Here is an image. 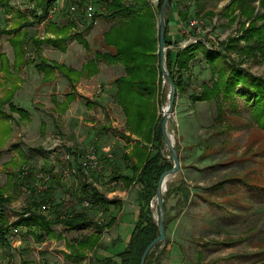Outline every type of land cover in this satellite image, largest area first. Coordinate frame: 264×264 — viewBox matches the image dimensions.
I'll list each match as a JSON object with an SVG mask.
<instances>
[{
    "label": "rangeland",
    "instance_id": "1",
    "mask_svg": "<svg viewBox=\"0 0 264 264\" xmlns=\"http://www.w3.org/2000/svg\"><path fill=\"white\" fill-rule=\"evenodd\" d=\"M230 1L173 0L168 16L176 13L177 25L174 30L178 36L173 39V33L168 32L170 42L166 45V49L181 50L184 48L180 44L181 41L197 38L203 41L207 48L219 49L226 55L228 63H235L264 78V46L261 50H251L252 46L259 45L257 43L260 37L251 35L253 28H250L253 27L252 25L259 28L263 20H257L253 24L241 14L237 5L227 8ZM73 2L74 0H57L51 7L49 20L58 24H65L70 18L76 20L77 25L70 30V33H78L87 41L88 48H84L72 38L62 47L44 43L40 50L48 60L79 69L83 60L93 56L92 51L96 49L107 51L101 42L102 34L120 20L97 18L91 29L83 32L82 29L89 19L85 16L84 10ZM150 2L156 6L158 0H150ZM9 5L20 8L31 7L33 1L10 0ZM248 6L252 10L253 17L264 13V2L260 0L250 1ZM12 19L11 14L0 6V28L11 24ZM155 20L158 38V16ZM25 29L30 36H45L44 23L28 25ZM245 29L247 32L243 33ZM242 34L244 36L241 38ZM7 39L6 34L0 33V52H5L12 58V50ZM226 42L231 47L228 51H225L224 46L220 44ZM27 54L29 57L35 56L31 45L27 47ZM206 60L202 50L194 52L187 68L182 70L185 77L184 88L177 91L173 109V111L176 109L178 115H182V112L193 115L197 127L191 139L194 146L190 149L193 152L199 148L203 155L193 160L187 159L188 152L186 148H181L183 146L178 141V123L174 115L173 124L168 123V131L174 136L182 153L180 156L182 163L193 165L184 170L187 178L185 185L189 194H192L188 203L189 211L186 214L191 228L186 231L185 238L190 241V248L185 259L187 257L186 261L188 260L187 263L190 264H257L264 261V130L252 120L250 115L252 104L246 97L241 96L243 87L240 84L235 87L232 95L219 94L210 101L194 99L193 93L197 95L202 90V85H209L211 80L217 77V73L212 74ZM53 77L50 82L44 83L43 74L37 72L33 65L24 67L17 80L19 89L12 102L26 109L30 119L26 121L19 119L17 114L10 113L7 104L3 105L4 112L0 114V187L13 197L8 205L10 222L21 214L23 207L30 200V193L19 188L17 179V173L23 165H26L28 171L33 174L32 181L24 184L25 188L26 186L30 188L35 185L37 175L40 173H48L52 170L63 175L67 168L65 159L67 147L84 154L94 145L98 148L99 156H101L99 152L101 147H110L112 158L107 164L109 165L111 160L117 161L120 166L122 165L121 169L126 170V164L122 163L121 156L127 148L124 145L127 141H115L116 134L120 135L125 130L124 125L115 124L114 129H103L97 134L96 128L100 129L99 125L108 122L106 117L101 116L104 109L100 110L95 105L91 108L87 107L82 98L89 94L87 91H90V87L94 86L95 82L91 83L83 80V77L80 78L79 81L82 83L78 84V81L76 84L78 89L76 86L73 90L75 101L67 102L64 98L69 86L67 79L58 71ZM161 86L166 95L168 91V85H163L161 80L156 94L158 115L161 114V108L166 101L164 99L162 103L159 102ZM3 91L4 88H0V95ZM114 109L119 111L117 105ZM108 111L112 120L117 121L115 110L109 107ZM89 122L95 123L91 126ZM4 124L9 125L10 130L6 129ZM162 152L168 160H171L165 145ZM204 156H207L206 160H202ZM80 159L81 157L79 161ZM106 166L102 168L101 179L104 178ZM76 174L77 172L72 176L74 183L77 179ZM180 174L182 176L181 170L178 175ZM86 177L91 181L95 180L93 172L86 174ZM225 178L231 180L225 183L223 188L211 187L216 181ZM47 185L54 204L62 202L66 210L72 207L81 209L83 203L67 190L61 179L49 180ZM86 210L94 220L102 217L94 206L86 205ZM53 228L62 236L59 242L48 239L45 242H36L24 229L16 230L15 234H12L13 229H10L8 233L10 243L13 237H17L20 238V244L17 246L10 244L9 248L0 247V264H20L23 257L31 264L92 262V256L78 260L65 256L68 248L63 242V238L69 240L71 237L92 231L91 227L76 228L71 231L65 230L60 225ZM108 233L111 236V232ZM198 247L201 254L199 261L196 262L192 253L195 255Z\"/></svg>",
    "mask_w": 264,
    "mask_h": 264
},
{
    "label": "trees",
    "instance_id": "2",
    "mask_svg": "<svg viewBox=\"0 0 264 264\" xmlns=\"http://www.w3.org/2000/svg\"><path fill=\"white\" fill-rule=\"evenodd\" d=\"M31 7H12L10 0H0V6L4 11L11 14L12 22L0 28V33L6 34L8 43L13 51V60L4 52H0V87L6 81L10 82V87L5 90L0 98V114H3V105L7 104L10 113H15L23 121L29 119V112L16 106L11 102V98L17 90L18 73L27 65H33L35 70L43 74L42 81L50 82L55 72L63 75L70 87L75 90L76 84L81 77L91 79L97 73L98 63L103 61L108 64H121L125 74L117 76L112 80L114 86V100L120 107L125 117V127L128 139L135 137V142L128 152H123L122 163H125L130 169V174H124L120 168H115L110 175L105 174L106 183L111 179H119L126 184L133 183L136 187L138 198V211L136 219L133 222V228L124 246L113 255L102 258L103 264H139L140 257L146 246L157 235L158 230L153 217L154 196L160 175L172 167V161L163 155L164 141L160 130L161 114H157L156 94L159 90V84L162 80L159 71V38L156 33V18L162 0H158L156 6H153L149 0H94L96 7L92 19L83 27V32L91 29L93 22L97 18L110 20L119 19L118 24L112 25L102 34L101 42L107 51L96 49L93 56L89 58L80 69L65 66L54 60H48L41 55L40 46L44 43H50L57 47H62L69 39L74 38L84 48H88L87 41L78 33H70V30L77 25L76 20L70 18L65 24H58L49 20L51 7L57 0H31ZM73 1V0H72ZM87 0H74V4L83 9ZM173 0H169V8L166 11V31L165 46L169 44V25L168 12L171 10ZM253 0H231L228 7L238 6L240 12L253 24L257 20H263L262 25L253 27V33L260 37L258 46H252L251 50L262 49L264 46V13L258 16H252V10L248 6ZM264 2V0H260ZM186 14V13H185ZM184 18V16H183ZM45 24V36H30L25 29L28 25ZM247 32V29L243 33ZM257 33V34H256ZM244 35H241V38ZM250 38V37H249ZM262 39V40H261ZM237 40V39H235ZM233 41V40H230ZM225 51L231 49L226 42L220 43ZM31 45L34 48V57H29L27 47ZM197 50H202L206 56L208 66L211 67L212 74L217 73V77L211 80L209 85H202V90L197 95L192 94L195 100L210 101L219 94L224 96L232 95L235 87L240 84L243 87L241 96L246 97L252 104L250 115L255 124L264 130V78L254 75L235 63H228L226 55L214 47L207 48L200 39L185 46L181 50L166 49L164 52L165 65L176 87V92L183 90L185 77L183 69L187 68L189 60ZM4 79V81H1ZM160 99L162 103L166 100V93L160 88ZM87 107L96 104L95 101L82 97ZM67 102L75 99L74 93L66 95ZM65 102V106H66ZM43 124V123H42ZM172 124V123H171ZM4 127L10 130L8 125ZM107 129V126H102ZM178 150V146L175 142ZM66 153L71 158L66 165L77 167V174L74 183L72 176H61L60 173L48 171L49 180H62L67 190L73 193L81 203V209L72 207L65 209L62 202L54 204L48 193V185L39 191L34 187H24L33 177L32 172L23 165L17 173L19 188L22 191L30 193V200L25 204L21 214L13 221H9L8 205L12 202V196L7 194L3 187H0V247L9 248L10 239L8 233L11 228L24 229L28 232L34 241L43 242L48 238L62 239L60 233H57L54 226L60 225L65 230L71 231L76 228H86L91 226L94 230L89 234L72 237L66 243L69 253L65 256L79 259L84 256L86 250H93L99 244L101 233L116 223L113 213L119 208V200L115 197H107L92 181H89L86 174L79 166V158L82 153L67 147ZM15 175V174H14ZM38 178V177H37ZM240 179V178H237ZM41 179H37V183ZM231 179L218 180L211 185L212 188L221 189L224 184ZM32 181V180H31ZM185 184L183 181L174 187L172 182L167 183V189L163 195V204L171 193L183 191ZM20 190V192H21ZM186 193L188 190L186 189ZM40 196V197H38ZM88 205L96 207L103 216L101 221H96L86 210ZM187 202V199L185 203ZM171 220L165 216V228ZM157 245L148 253L144 264H152ZM165 247L157 253V257L164 251ZM155 257V260L157 259ZM8 262L9 255L6 257ZM20 264H31L24 257ZM257 264H264L259 262Z\"/></svg>",
    "mask_w": 264,
    "mask_h": 264
},
{
    "label": "crops",
    "instance_id": "3",
    "mask_svg": "<svg viewBox=\"0 0 264 264\" xmlns=\"http://www.w3.org/2000/svg\"><path fill=\"white\" fill-rule=\"evenodd\" d=\"M176 17H177L176 13H172V15L169 16V18H168L169 31H171L173 33L172 34L173 39L175 36H178L177 33L175 34V30H174L175 29L174 27L177 25ZM110 20H112V19H110ZM191 23H193V21ZM7 42H8V39H7ZM40 47L42 50V45ZM11 50H12V48H11ZM41 50H40V53H41V55H43ZM6 55H7V53H6ZM89 58H91V57H89ZM9 59H10V61L13 60V51H12V58L9 57ZM88 59L83 60L81 63V66ZM81 66H80V68H81ZM97 67H98V72L91 79H85V78L81 77L83 80H87L91 83L95 82L94 86H91L94 89H92L90 87V91H87L89 94L87 96H83V97H87V98L95 101L96 102L95 106L97 108H99L100 110L104 109L103 110L104 112H102L101 116L106 117V120L108 121L107 124L104 123L103 125H99L100 129L96 128V133L98 134L99 132H101V130L103 131V129L101 128L102 126H107V129H111V128L114 129L115 124H119V126L124 125L125 130L122 133H120V135L116 134L115 141L116 140H118L119 142L127 141L126 143H124V145L127 146V148L124 149V152H128L130 150L131 146L135 142V137H132L131 139H128L127 137H125L128 135V131L126 130V127H125V117L122 114L120 107L117 105V103L113 99L115 89H114V86L111 84L112 83L111 81L115 77L125 74L124 68L121 65H117V64L108 65V64H105L103 62H99ZM22 70L20 72H22ZM20 72L18 73V76H20ZM0 76H2L1 72H0ZM104 78H107V79H104ZM104 80H106V81H104ZM1 81H4V79H1ZM66 82H67V80H66ZM80 83H82V81L78 82V84H80ZM16 84L18 85L17 86L18 87L17 90H18L19 89L18 81ZM10 85H11L10 82L6 81L5 84L2 87H0V88H4L3 93L5 92V90L7 88L10 87ZM67 85H68V83H67ZM67 87H68V91H66L64 93V98H66V95H69L72 93L75 94V91L70 90L69 86H67ZM76 88L78 89V86ZM16 91H15V93H16ZM15 93H14V95H15ZM14 95L11 98V102L14 98ZM2 96H3V94L0 95V98H2ZM196 103H200V102H196ZM115 104L118 106L119 111L114 109V106H116ZM104 105H105V107H104ZM109 107H111L113 110H115V114L117 116V121L112 120L111 113L108 111ZM174 108H175V106H174ZM173 115H174V117L178 123V128H177V130H178V141L180 142L181 146H183V147H181L182 149L186 148V151L188 152L187 153L188 154L187 159L193 160V159H196L197 157L203 155L202 151L199 148H196L195 151H193V152H191V149H190L192 146H194V142H192L191 139L194 136L195 129H196L195 127H197L195 124L196 121H195L193 115H191L190 113H187V112H182V115L181 114L178 115L176 109L173 111ZM29 119H30V116H29ZM95 122H89V125L93 126V124ZM96 139H97V137H96ZM102 148H107L108 151L107 152L103 151ZM99 152H101V156L104 159V165H107L106 166L107 168L105 170V174L110 175L111 171H113L115 168H118V167L120 168L122 173L130 174V169L128 168L127 165L125 166L126 170L123 171L121 169L122 165L120 166L119 165L120 163L118 164L117 161L114 162L111 160V163L109 165L107 164V162L108 161L110 162V159L112 158L111 153H110V147L103 146V147H101ZM181 154H182L181 151H179V149H178L179 164H180L182 176H181V174L179 176L178 175L179 173H178L172 179L171 182H172L174 187H177V185H179V183L181 181H183L184 184H186L185 181L187 180V178L185 176L184 170L187 168L193 167V165L190 163H185V162L182 163L181 158H180ZM204 159L206 160L207 156H204V158L202 160H204ZM95 180L98 181L97 183H98L99 189L102 190L107 197H109V198L115 197L116 199L119 200V208H117L115 210V212L113 213V216H115V218H116V223L112 227L105 229L101 233L99 244L97 245V247H95L93 250H90V251L86 250L84 256L80 257L79 259L86 258L87 256H92L93 258H92V262L90 264H103L102 258L105 256L113 255L114 253L121 250V248L124 246V242L128 239L129 234L133 228V222L136 219V215H137V211H138V198H137V191L135 192V190H137V189L135 188L136 186L133 183L126 184L125 182L118 179V185L116 187H110L108 185V183L105 182L106 181L105 178L101 179L100 177L98 178V176L95 175ZM186 189L188 190V187L185 185L183 191H179V192L175 191L174 193H171L169 195V197L166 199V202L164 205L165 216H169L171 218V220L168 222V224L166 226V230H165L166 237H167V243H166L164 251L158 257L156 256L157 259L155 260L154 264H190V262L187 263L188 260L186 261L187 257L185 259V255H187V250H188V248H190L189 247L190 241L187 240L185 237H186V231L190 230V228H191V226L188 225L189 219H188L186 214L189 211L188 210V203L191 200L192 194H189V192L186 193ZM186 199H187V203H185ZM151 206L154 207V205H152V204H151ZM102 218H103V216L99 217L95 220L101 221ZM89 227H91V226H89ZM93 230L94 229L92 228V231ZM92 231H90L88 233L85 232L84 234H89ZM108 231L111 232V236L109 235ZM48 240L52 241V242H56V241L59 242L60 241V239L55 238V237L48 238ZM63 242H64V245L66 246V243H68L69 240L68 239L65 240L63 238ZM69 251L70 250L68 248V251H66V253H69ZM200 254L201 253H200L199 247L196 249L195 255L192 253V256L195 257L196 262L199 261ZM73 259H75V258H73ZM81 262L84 263L85 261H81Z\"/></svg>",
    "mask_w": 264,
    "mask_h": 264
},
{
    "label": "water",
    "instance_id": "4",
    "mask_svg": "<svg viewBox=\"0 0 264 264\" xmlns=\"http://www.w3.org/2000/svg\"><path fill=\"white\" fill-rule=\"evenodd\" d=\"M169 8V0H162L159 12H158V38H159V71L162 77L168 85V91L166 95V101L164 105V109L161 112V120H160V130L162 134V138L164 141V145L170 155L172 161V167L170 169L165 170L159 177L157 188L154 196V214L153 217L156 222L158 235L150 241V243L146 246L142 255L140 257L139 264H144L146 261V257L148 253L157 245V249L154 254L153 263L155 262V257L158 252H160L167 243V237L165 233V209L163 204V195L167 189V183L172 181V179L180 172V164L178 157V150L175 146L174 136L168 131V123L173 124V109L175 105L176 99V87L171 78L169 71L165 65V57L164 52L166 50L165 46V31H166V11Z\"/></svg>",
    "mask_w": 264,
    "mask_h": 264
},
{
    "label": "built area",
    "instance_id": "5",
    "mask_svg": "<svg viewBox=\"0 0 264 264\" xmlns=\"http://www.w3.org/2000/svg\"><path fill=\"white\" fill-rule=\"evenodd\" d=\"M150 1V0H149ZM153 1V0H151ZM96 4L94 3V0H87L84 4L83 10H84V14L85 16L89 19V21L92 19L93 13L96 9ZM97 20V19H96ZM96 20L93 22V24H95ZM197 40V38H187L184 39L183 41L180 42L182 47H185L193 42H195ZM163 85L167 84L164 80H162ZM164 106H162L161 108V112L163 111ZM103 151H108L107 148H102ZM71 158V156L66 153L65 155V159L67 161H69ZM79 166L82 169V171L89 175L90 172L94 173V176L97 175L98 178L100 177V174L102 173V168L104 166V159L102 156L98 155V148L93 146H90L86 153H84L79 161ZM77 172V167L75 165L69 167L67 166V168L64 170L63 172V176H73L75 173ZM37 177L41 180H39L37 183H35V185L33 186L35 188V190L39 191L41 189H43L45 187V185L48 184L49 182V175L48 173H40L39 175H37ZM89 180V177L87 178ZM91 181V180H89ZM94 185H96L98 187V181L94 180L92 181ZM108 185L110 187H116L118 185V180L117 179H111L108 182ZM99 188V187H98ZM28 192V190H27ZM85 205H88L87 202H84ZM153 205V204H152ZM101 215V213H100ZM102 216V215H101ZM12 230V234H15L16 230L15 228H11ZM10 239V238H9ZM12 240V238H11ZM12 246H17L20 244V238L17 237H13V241L10 243ZM0 263H1V258H0Z\"/></svg>",
    "mask_w": 264,
    "mask_h": 264
}]
</instances>
